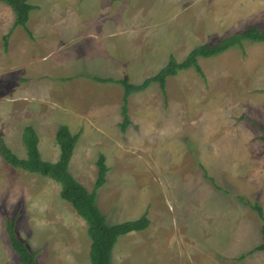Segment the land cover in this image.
Here are the masks:
<instances>
[{
  "label": "rangeland",
  "instance_id": "1",
  "mask_svg": "<svg viewBox=\"0 0 264 264\" xmlns=\"http://www.w3.org/2000/svg\"><path fill=\"white\" fill-rule=\"evenodd\" d=\"M119 1L121 0H115L110 5L111 0H79L74 5L71 0H52L49 6H54V14L57 16L54 21L58 23L65 20V25H68L67 29L70 32H76V25L83 28L98 24L99 26L112 27L111 22L117 25L118 22L124 20L123 16L127 17L126 23L130 25L132 19L139 20V17L136 18L137 16L149 15L145 19L143 29L152 34L149 42L144 45L143 57L127 61L130 66L128 68L129 66H126L122 57H118L115 52H112V64L116 66L120 63L124 69L129 70L132 79H128V81L130 80L129 82L135 85L156 75L166 66L172 55L181 62L197 45L215 44L250 26L264 29V0H127L126 3ZM49 6L44 10L45 16ZM65 6L73 9L71 18L64 8ZM117 8L120 9L119 16L121 18L118 16L113 21H105L107 18H112ZM36 13L38 12H33L32 19ZM98 19L99 21H97ZM93 22L97 24L95 25ZM133 25L139 24L134 22ZM49 26L52 27L54 24H49ZM82 43L86 45V40ZM62 44L70 53L72 47L70 36L64 35ZM173 44L175 47L170 49ZM1 49L0 58H3L4 53L7 54L10 61L3 64L0 61V139L19 158L27 157L23 132L26 127L31 126L38 136L39 145L42 141L44 149L40 150L39 148L41 159L56 162L60 154V147L58 145L57 152V143H55L56 131L62 124L69 125L67 114L69 111L75 110V107L82 106L81 103L92 102L93 106L97 107L109 105L108 108L112 110L111 116L117 117L118 115L120 120L123 104L122 86L115 83L94 86L93 83H90L92 92L87 91L84 93V97L71 95L74 89L71 91L68 89L75 85L72 83L55 84L54 80L58 73H53V70L48 68L50 63L55 64L58 61L60 63L62 52L54 51L48 56L44 68L41 69L46 74L43 80L42 76L37 80H31L38 86L33 89L44 98L23 97L24 93L19 92L21 90L20 75L16 72L19 68L17 66L19 64L18 57L22 56L23 50L20 51L19 44L13 48L5 46L3 39L0 38ZM127 50L126 57L132 54V47L129 46ZM155 53L157 60L152 63V66H149L148 63L152 59L150 57ZM134 61H137L135 67H133ZM200 66L204 76L194 68L180 71L176 76L168 78L165 93L162 92L158 83H152L144 91L132 94L128 98V110L137 120L147 118L152 121L156 119V125L160 123L158 131H161V128L171 121L181 124V121L178 120L179 117L178 119L169 117V113L174 110V114H176L181 105L189 108L192 117L197 115L196 122L200 128L209 124L220 126L219 119H221L222 130L216 134L221 137L222 142L211 150L221 149L220 155L224 158V162L217 169L225 166L231 167V164L237 165L235 167L239 171L237 177H232L231 172L228 171L223 173V177L219 173L220 178L214 177L210 181L207 179L204 181L205 177L202 175L200 176L202 189L199 190L200 187L195 180L198 178L196 175L197 164L192 160L199 155L198 150L205 148V142L201 138L198 142L194 141V138L192 141L189 140V143L186 139L183 140L188 149L183 154L188 157L182 165L177 164L181 162L177 156L182 154V151L176 143L178 139L174 135H165L164 137V133H160L154 136L155 142L165 145L167 151L165 153L159 145L153 143L155 148L152 145V155L167 154L162 173L165 170L170 171L169 178H173L177 172L181 175L189 172L192 176L189 181L192 195L202 194L204 189L209 191V187L217 185L243 196L247 201L264 204V179L259 181L247 177L248 166L251 167L250 162L253 160L252 167L256 168L255 160L264 158L263 133L260 130V128H264V42L243 41L241 45L232 47L219 55L203 58ZM124 69H113L111 74L116 78H121L125 72ZM60 71L62 70L60 69ZM67 71H74V69ZM95 76L108 77V70L102 75ZM15 85L17 86L13 89ZM55 85L60 88L59 94L54 92ZM42 88H48L50 91L40 92ZM95 88L97 89L95 90ZM51 91L52 93H50ZM103 91L106 94L105 102L102 100ZM145 107L154 113L139 114L141 112L139 109ZM42 113L46 114L44 120L50 122L51 125L40 124ZM89 117L94 122L96 121L95 126L100 130L94 129L95 127L86 130L87 124L85 120H81L82 135L86 139H82V135L78 134L76 145L77 152L80 150L77 157L78 163L73 165L70 160L69 172L78 182L83 186L87 185V188L92 191L98 174V158L100 155L105 157L106 166L111 174L107 190L102 191L99 196V207L106 215L109 225L119 224L136 215L132 205L135 196V172H142L145 169L135 170L136 165L143 168V165L138 163V155H144V152H139L143 149L135 145L133 125L130 126L133 128L125 131L126 133L121 131L125 135L118 132V136H115L114 132L108 131L107 133L108 128L104 125L102 117L100 121H97L94 116ZM189 121L195 122V119ZM121 122H123L122 115ZM118 130H120L119 127ZM237 130L241 134L240 138L234 137ZM199 132L196 131V134ZM104 133H107L105 139ZM204 133L210 134L211 132L201 131V134ZM110 138L118 140V143H123L126 148L123 150L122 147L119 148L115 145L108 146L107 141ZM213 140L215 141V136ZM164 141H170L172 144H166ZM80 147L82 148L80 149ZM205 151L207 149L203 152ZM41 152L44 154L42 155ZM145 177L148 179L144 181L148 183L152 175H142L140 180ZM166 184L167 180H164L162 186L165 187ZM158 187L154 185L150 188L151 191L158 194V202L164 204L172 202L168 196L170 192L166 193L167 191ZM60 192L61 186L56 181L37 173L15 168L8 164L0 154V264H21L11 247L6 230L7 220L15 216L17 217V236L26 242L31 251H38L37 261L39 264L92 263L91 259L86 256L82 259L78 258L87 253L86 249L79 253L78 244L81 243L86 248L87 244L92 241L88 234V224L76 213L70 203L61 198ZM98 194L99 190L97 197ZM222 194L223 199L218 195L216 199L209 202L208 206L215 205V207H208V213H216L221 216V211L226 204L225 200L232 202L231 199H227L226 194ZM123 197L128 200V203L125 202L126 200L123 201ZM196 199L200 200V197H196ZM177 208L178 206L175 207V212L172 214L165 212L166 218L160 219L165 222V225L159 232V242L155 243L159 248L158 258L150 260L147 256L148 258H141L138 263L251 264L248 261L251 258L252 261L259 260L261 264H264V257H262L264 253L247 254L243 259L230 257L237 248H250L258 244L261 227L259 221L253 225L251 230L249 225L242 224L245 229L242 237H232L235 227L229 233H224L222 239H216L215 234L209 232L206 234L199 227L200 219L198 222L193 218L184 221L183 212H178ZM156 215L165 214L161 211L151 214L148 211L147 218ZM221 221L218 220L215 223H221ZM217 224H214L213 227H216ZM152 230L156 233V228L153 226ZM182 236H191V241L183 242Z\"/></svg>",
  "mask_w": 264,
  "mask_h": 264
},
{
  "label": "crops",
  "instance_id": "2",
  "mask_svg": "<svg viewBox=\"0 0 264 264\" xmlns=\"http://www.w3.org/2000/svg\"><path fill=\"white\" fill-rule=\"evenodd\" d=\"M71 1L75 5L79 0H71ZM121 1H124L126 3L127 0H121ZM51 2L52 0H29V3L34 7V9L30 13L31 15L27 23V29H28L27 31L24 27L15 26L16 15L14 11L10 6L0 1V38L3 39L5 44V38L7 37L8 47L10 46L13 48L15 45L19 44L20 51L23 50L22 56L18 57L19 64L17 66L19 68L16 70V72L20 75L19 84H21L20 85L21 90L19 92L24 93V95L22 94L23 97L44 98L41 97V95H38V93H36V91L33 89L34 87L38 88V86L37 84L32 83L31 80H37L41 76L43 80L46 74H44V72H42L41 69L44 68L48 56L51 54V52L54 51L56 53L62 52L60 63L59 61L55 64L50 63L48 64V68L53 70V73L55 72L58 73L56 75V80H54L55 84L72 83L75 85L68 89V91L74 89V92L71 95L84 97L85 96L84 93H86L87 91L92 92V88H91L92 85L90 83H93L94 86L96 84L101 86L112 84V83L98 82L96 80L97 78L102 80L132 79V74L129 72V70L124 69L122 64L118 63L116 64V66L112 64L113 61L112 52H115L118 55V57L121 56L126 66L127 65L129 66V63L127 61L138 60L139 58L143 57V51L145 48L144 45L149 42L150 35L152 34L147 32L145 29H143V26L145 25V19H147L149 15L143 17L141 15L137 16L136 18L139 17V20L135 21L132 19L130 25H127L126 23L127 17L123 16L124 20L118 22L117 25L111 22L112 27L99 26L98 24L97 26L88 25L85 28H83L82 26L76 25L75 27L77 28L76 32H70L67 29L68 25H65V20H62L58 23L54 21L57 19V16L54 14V6H49ZM114 2L115 0H111L110 5H112ZM74 5H72V7H74ZM7 6L10 8H8ZM48 6L49 8L45 16L44 10ZM64 8H66V10L69 13V17L71 18L73 9L68 6H65ZM116 10H117L116 13H113V15L111 14L112 18H107L105 21H113V19H116L119 16L120 9L117 8ZM36 11L38 13H36L35 17H33L32 19V14L33 12ZM119 17L121 18V16ZM97 21H99V19ZM132 21L133 23L135 22L139 25H133ZM81 22L83 24L82 17H81ZM95 22L93 23L96 25L97 23ZM49 24H54V26L50 27ZM64 35L70 36V40L72 41V47L70 53L68 52L67 49L63 47L62 37ZM167 35H169V32H167ZM81 39L86 40V45H83L82 42L84 40L81 41ZM129 46L132 47V54L126 57V52L128 51L127 49L129 48ZM174 47L175 44H173L170 49H173ZM0 53H2V49L0 50ZM3 55H4L3 58H0L2 64L4 62L7 63V61H10L9 58L7 57V54L3 53ZM150 58L152 59L150 60L148 65L152 66V63H154L157 60V54L155 53ZM202 61L203 58H200L198 61V63H200L199 65H201ZM136 63L137 61H134L133 67H135ZM116 68L117 70L119 68H121V70L122 69L125 70L121 78H116L114 75L111 74L113 72V69ZM128 68H130V66ZM60 69L62 71H60ZM65 69L67 70L74 69V71H67ZM86 70H91V71H86ZM106 70H108V77L102 78L95 76L97 74L102 75L103 72H105ZM53 76L55 77V75ZM16 86L17 85L13 86V89ZM96 89L97 88H95V90ZM47 91H50V89L42 88L40 90V92H47ZM54 92L56 94L60 93V88L58 87V85H55ZM50 93H52V91ZM102 95H103L102 100L105 102L106 94L104 91ZM81 105L82 106L75 107V110H71L67 114L68 116L67 119L69 121L68 126L72 135H76L78 138H79L78 134L82 135V128L80 127L81 120H85L87 124L86 130H89L90 127H95L94 129L100 130L98 127L95 126L96 121L94 122L91 119V117H89V116H94L97 121H100L102 117V121L104 125L107 126L108 128L107 133L108 131H111L114 132L115 136H118V132H121V129L118 130V127L120 128V123L122 124L121 114L119 120L118 115L117 117H112L113 115L111 116L112 110L108 108L109 105H102V107L99 106L97 107V106H93L92 102L89 104L81 103ZM178 108L180 109L177 110V113L174 114V110H173V112L169 113V117L170 119L171 118L178 119L179 117L180 119L178 120L181 121V124L175 123V121L168 122L165 127L161 128V131H158L160 128L158 127V125L160 123L156 125V119L152 121L148 120L147 118L137 120L134 118L133 113L128 111L131 122L130 126L133 125V127L135 128L134 129L135 130L134 139L136 140L135 145L137 147H140V149H143V151H139V152H144V155L143 154L138 155V163L140 165H143V168H140L138 165H136L135 171L140 169H145V171L135 172L136 174L135 182H134L135 196L133 198L134 202H132V205L136 215L134 218L126 220L125 222L137 220L144 215L148 216V211H150L151 214H155L156 212L161 211V213L165 215L150 216L149 218L150 227L148 229L143 231H134L129 234L121 236L118 239L112 251L113 264H141L138 263L141 261V258L149 257L150 260L153 258H158L159 248L155 245V243L159 242L160 240L159 232H161V228H163V226L165 225V222L160 221V219L166 218L165 212H167L168 214H172L173 212H175V207L177 206L178 208L176 210L178 212H183L182 218L184 219V221L193 218L195 221L198 222V220L200 219L201 224L199 225V227L202 228L206 232V234L208 232L215 234L216 239H222L224 233H229L235 227L236 228L232 231V237H237V238L240 236L242 237L245 233V229L243 228L242 224L249 225L250 230L252 229L253 225L256 224V222L258 223L259 221L261 224V221L257 216L256 212L238 200V197L241 195L237 193L236 194L232 193L231 191L225 190L217 185H213L209 187L210 189L207 188L209 189V191L204 189L202 194L197 193L192 195L189 189L191 185L189 181H191L192 176L190 175L189 172L183 175L177 172V174H175L173 178H169L170 171L165 170V172L162 173V168L164 167V164L166 162L165 155L167 154H163L162 156H160L159 154L152 155V150H151L153 143H155L157 146L159 145V143H156L155 139L153 138L154 136L159 135L160 133H164L163 134L164 137L165 135L166 136L174 135L175 137H177L176 139L178 140L176 141V143L178 144V146H180V150L182 151V154L177 156V159L181 161L180 163L179 162L177 163L179 165H182L186 157H188L185 154H183L184 151L188 150L187 144L184 143L183 140L186 139L188 143L189 140L192 141V138H194V141L196 140L197 142L200 141V138L204 140L205 148L198 150L199 155L192 160L193 163L197 164L196 175L198 178L195 180L197 181V184L200 187L199 190L202 189L201 177H200L202 175L205 177L204 181L207 180L210 181L214 177L220 178L219 173H221L222 177H223V173H226L228 171L231 172L232 177H237L239 173V171L235 169L237 165H233V164L230 165L231 167L225 166L223 168L217 169V167L224 162V158L222 155H220L221 149L218 150H211V149L213 147L219 146L222 142L221 137H219V135L216 134V132L222 130V126H221L222 120L219 119L220 126H211L209 124L206 125L205 127L200 128L199 125H197L198 123L196 122L197 115L192 117L189 108L183 107L182 105L181 107ZM139 110L141 111L139 112V114L142 115H149L154 113L147 107ZM42 115L43 117L40 119V124L51 125L50 122L48 121L46 122L44 120L46 114L42 113ZM192 119H195V122L189 121ZM130 126L127 128V130L133 128ZM196 131H200V132L196 134ZM201 131L211 132V133L201 134ZM238 132L239 130H237V134H234L235 138L241 137V134ZM107 133H104L103 136L104 139L106 138ZM125 133L122 134L125 135ZM214 136H215V141L213 140ZM82 139H86L84 135H82ZM55 143L57 142L55 141ZM107 144L108 146L115 145L118 146L119 148L122 147L123 150L126 148V146H123V143L122 144L118 143V140L116 139L115 140L111 138L108 139ZM166 144H172V142L169 141L166 142ZM56 145L58 152V144ZM159 146L163 149L162 151H165L166 153L167 149L165 145H159ZM39 148L40 150L43 148L42 141H40ZM81 148L82 147H80V149ZM153 148H155L154 145ZM205 149H207V151L203 152ZM45 150L48 151V149ZM79 151L77 152V148L75 146V150L71 159V164L75 165L78 163L77 157ZM43 154L44 153H42V155ZM252 161L250 162L251 167L248 166L249 174H247V177L249 179L259 180V181L261 179H264V158H258V160H255V163L257 164L256 168L252 167ZM120 172L121 171L119 170V173ZM110 174L111 171L109 170L107 175L108 177L106 178V183L99 190V194L96 199V203L98 207H99V196L102 191L107 190ZM150 174L152 175V177L151 179H149L148 183L144 181L148 179L146 177L143 180H140V176L142 175L145 176ZM164 180H167V184L165 187L162 186ZM141 183L143 185H140ZM154 185L159 186L158 188L160 189H164L165 192L167 191L166 193H168L169 191L170 194L168 196L171 198L172 202L168 204H164L163 202L159 203L158 194L150 190V188H152ZM84 186L87 188V185ZM177 187L178 189H176ZM222 193L226 194L227 199H231L230 201L232 202H228V200H225L226 204H224V208L221 211L222 213L221 216L217 215L216 213L213 214L208 213L207 212L208 207L210 206L215 207V205L208 206L209 202L212 199H216L218 195L222 198L223 195ZM124 195L126 196V193ZM196 197H200V200L196 199ZM123 201L128 203V200L125 197H123ZM247 202L253 203L252 201H247ZM260 205L264 211V204L260 202ZM101 212L103 213L102 210ZM103 215L106 217L104 213ZM167 217H170V215H167ZM177 220H179V218H177ZM218 220H222L221 223L218 222H217L218 224L215 223V221ZM214 224H217V226L213 227ZM152 226L156 228V233L153 232ZM259 232H260V241L256 246H252L250 248L249 247L237 248L235 249L236 251L235 253H231L230 257L239 259L241 258V256L247 255L249 251L259 246L262 241L261 227ZM181 239L183 242L189 243L191 241V236H184V237L182 236ZM122 242L124 243L121 244ZM91 245H92V241L90 244H87L86 248H84L85 245H81V243L78 244L79 253L83 252L85 249L87 250L86 252L88 253V254L87 253L84 254V256L82 257H78L79 259H82L85 256L91 259L90 258ZM257 253H264V251H257ZM248 261H250L251 264H261L259 260L252 261L251 258L248 259Z\"/></svg>",
  "mask_w": 264,
  "mask_h": 264
},
{
  "label": "trees",
  "instance_id": "3",
  "mask_svg": "<svg viewBox=\"0 0 264 264\" xmlns=\"http://www.w3.org/2000/svg\"><path fill=\"white\" fill-rule=\"evenodd\" d=\"M10 6L16 15L15 26L24 27L27 30V23L34 7L29 0H0ZM243 41L264 42V29L250 26L243 31L230 35L215 44H203L195 47L188 56L181 62L171 56L168 63L156 75L145 79L141 84H131L128 80L96 79L101 83H116L123 88L121 115L123 122L120 125L122 132L130 126L128 115V98L138 92L147 89L152 83H158L162 92H166L167 80L176 76L180 71L194 68L200 75L204 73L198 63L199 58H210L219 55L226 50L241 45ZM7 45V37L5 38ZM263 133L264 128H260ZM78 137L72 135L67 125H60L56 132V142L60 147V156L57 162L51 163L41 159L39 151V139L33 127L28 126L23 132V142L26 148L27 157L19 158L0 139V154L4 160L15 168L23 169L30 173H37L48 177L61 186V198L76 210L77 214L88 224V234L92 239L90 258L92 264H113L112 251L120 236L134 231H143L150 226L146 215L134 221H127L117 225H109L106 217L97 206V192L106 183L108 168L103 155L97 161L98 174L92 191L78 182L69 172V163L74 153ZM238 200L254 210L261 221L262 242L259 246L249 251L248 254L264 251V211L257 202L249 203L244 197L239 196ZM16 219L7 220L6 230L10 239L11 247L18 256L21 264H39L37 261L38 251H31L26 242L20 239L16 233ZM241 256L240 259L245 258Z\"/></svg>",
  "mask_w": 264,
  "mask_h": 264
}]
</instances>
